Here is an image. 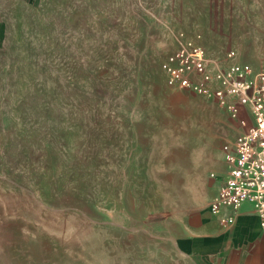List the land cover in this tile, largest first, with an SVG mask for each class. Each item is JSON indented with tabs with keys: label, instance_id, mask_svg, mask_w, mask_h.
Instances as JSON below:
<instances>
[{
	"label": "rangeland",
	"instance_id": "374dc122",
	"mask_svg": "<svg viewBox=\"0 0 264 264\" xmlns=\"http://www.w3.org/2000/svg\"><path fill=\"white\" fill-rule=\"evenodd\" d=\"M196 36L212 72L264 70V0H0V264L201 263L182 223L226 230L214 164L241 129L167 85Z\"/></svg>",
	"mask_w": 264,
	"mask_h": 264
},
{
	"label": "built area",
	"instance_id": "2783aa9c",
	"mask_svg": "<svg viewBox=\"0 0 264 264\" xmlns=\"http://www.w3.org/2000/svg\"><path fill=\"white\" fill-rule=\"evenodd\" d=\"M228 57L235 59V51ZM200 36L187 38L163 61L169 87H182L214 99L226 116L241 129L223 145L228 172L209 210L219 215L224 209L237 210L249 203L264 230V70L247 63H232L212 72ZM230 218L221 219L222 226Z\"/></svg>",
	"mask_w": 264,
	"mask_h": 264
},
{
	"label": "crops",
	"instance_id": "0c3cea01",
	"mask_svg": "<svg viewBox=\"0 0 264 264\" xmlns=\"http://www.w3.org/2000/svg\"><path fill=\"white\" fill-rule=\"evenodd\" d=\"M214 165L213 179L216 181V193H219L228 172L223 149ZM221 212L219 215L212 212L207 215L214 222L217 220L220 226L221 219L231 217L230 225L222 226L225 231L218 228L216 223H206L203 218L205 214L201 216L197 232L190 229L187 222L182 223L181 242L187 244L184 251L195 250L201 260L200 264H264V230L260 227L254 207L246 203L237 210L224 209Z\"/></svg>",
	"mask_w": 264,
	"mask_h": 264
}]
</instances>
